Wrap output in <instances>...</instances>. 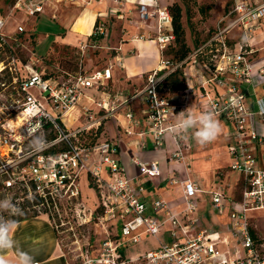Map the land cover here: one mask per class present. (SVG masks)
<instances>
[{"label": "built area", "instance_id": "obj_1", "mask_svg": "<svg viewBox=\"0 0 264 264\" xmlns=\"http://www.w3.org/2000/svg\"><path fill=\"white\" fill-rule=\"evenodd\" d=\"M6 1L10 13L29 18L42 14L47 0ZM2 7L0 4V56H5L7 61L5 64L0 58V73L7 69L14 75L13 89L0 92V184L3 190L13 193L14 203L23 204L27 200L25 209L36 215L45 214L53 226H56L54 212L60 209L70 211L77 205V211L85 215L80 177L87 173L97 193L99 212H90L89 218L83 220H91L96 215L99 223L108 221L114 236L99 242L95 255L86 247L79 254L78 264H264V237L255 235L254 238L249 224L251 212L264 210V151L259 155L255 152L257 147L264 148V98L251 91L255 78L264 74V64L252 59L253 50L246 41L228 44L225 34L230 28H241L248 37L264 17V2L233 0L227 14L231 20L204 44L211 40L219 43L220 52L213 55L214 68L194 61L195 54L204 45L194 50L188 57L191 62L187 70L183 68L186 89L170 100L159 95L157 85L167 73L182 68L187 58L171 65L163 56L174 41L168 6L160 5L158 0H137L138 21H155L153 39L160 51L158 67L147 74L144 88L133 96L143 95L147 105L146 129L137 132L141 139L139 147L147 148L144 136L150 133L153 149H160L168 134L166 129L188 108L198 113L211 111L216 118L231 125V130L224 134L228 142L227 168L241 175V189L236 199L228 198L219 186L207 191L212 212L228 216L223 229L213 231L195 230L202 190L188 174L177 180L180 210L173 211L170 203L158 196L148 206L145 186L137 179L159 176L158 162L132 158L138 169L132 177L120 164L113 140L101 139L99 134L93 143H86L85 137L95 134L102 120L113 116L116 106L113 100L96 102L85 91L105 89L113 65L90 71L57 69L48 73L23 64L14 52L25 28L18 23L8 33ZM95 32L106 35L103 22L97 23ZM115 62L120 63L118 58ZM164 69L166 72L161 74ZM82 98L94 103L97 110L81 105L75 118L72 114ZM81 117L85 123L74 127L67 120L76 122ZM125 117L130 125L138 124L132 110H127ZM130 125L120 127L131 134ZM170 136L174 147L167 159L182 161L190 150L188 139ZM34 140L43 141L39 150L33 149ZM172 168L179 173L176 166ZM148 207L151 213L146 212ZM165 225L171 242L135 258H125L123 245L135 244L143 235L157 237ZM118 229L125 237L124 242L119 239Z\"/></svg>", "mask_w": 264, "mask_h": 264}, {"label": "crops", "instance_id": "obj_2", "mask_svg": "<svg viewBox=\"0 0 264 264\" xmlns=\"http://www.w3.org/2000/svg\"><path fill=\"white\" fill-rule=\"evenodd\" d=\"M254 3H262L264 0H252ZM169 0H158L160 5L168 6ZM137 13V0H47L45 2L44 12L40 15L48 16L55 20L56 28L52 29L48 38L49 43H52L53 47L57 45V49H64L63 56L59 55V59L62 58V67L58 69H64L68 71H75L78 69L96 70L102 69L108 64H112L111 79L108 80L106 89H87L85 94L96 102L106 100L107 87L126 88V91L133 89L135 92L141 91L145 84L144 79L148 73L156 69L160 62V51L156 41L153 37L156 35L155 21L149 20L146 23L132 24L134 20V13ZM112 16L115 22L119 23V29L117 31L109 29V36L107 35L108 18ZM110 20V19H109ZM103 22L106 29V35L101 39H97L98 33L95 32L96 22ZM236 33L232 35L229 41L237 42L239 40L246 41L248 47L253 50L252 59L260 61L264 64V17H262L255 25L253 31L248 37H245L241 28H235ZM93 35V36H91ZM230 40V39H229ZM39 36L37 44L39 46ZM98 49V53L94 57L84 58L87 55L88 45ZM53 49V48H52ZM51 49V50H52ZM54 51V49H53ZM55 52V51H54ZM75 53L73 59L70 53ZM42 54V53H41ZM97 57L101 58L100 60ZM84 58V59H83ZM118 58L120 63L116 64L115 59ZM74 60V61H73ZM74 62L72 65L66 62ZM57 62V64H59ZM77 65V67H76ZM58 66V65H57ZM100 66V68H97ZM254 86L251 91L257 96L264 98V74L257 76ZM131 100V99H130ZM81 105H86L94 110H97L96 105L91 103L86 98H82L73 116L77 118L78 108ZM131 110L134 118L138 120L137 125H130L125 117V113L128 109L127 105L119 104L116 106L113 116L105 120H102L100 138H108L113 140L117 145V156L120 164L124 167L125 172L134 177L138 173L136 164L132 161V158H138L141 161H157L160 169V175L148 179L144 176L138 177V182L145 186V199L148 202L158 197H161L168 201L172 206L173 211L181 209L182 205L179 199V184L178 179L188 174L190 178L197 182L198 186L202 190L199 194L198 201V229H206L208 231L222 230L224 224L228 220L227 213L218 216L215 215L210 207V196L207 193L213 186L208 189L201 186L198 179L193 176L197 165L192 168V158L194 151L201 144L197 143L194 139L188 138L190 149L185 157L180 160L168 161V152L173 149L174 145L170 135H165L164 145L160 149H153V140L150 133H145L144 141L147 144L146 149L139 147L140 137L137 135L138 131L146 129V108L147 105L143 99V95L133 98L130 102ZM127 108V109H126ZM197 114L198 111L191 110ZM218 121L221 124L222 132L217 137L214 143L217 142V146L213 149H223L228 159L227 153L228 142L225 141L224 134L226 131L231 130V125L221 120ZM69 123H73V127L80 124H84L83 117L79 118L76 122L71 118L67 119ZM132 130L131 134H126L120 126L129 127ZM209 144V143H207ZM193 147L194 149H192ZM202 150V149H199ZM206 150V149H204ZM264 148L257 147L256 154L259 155ZM228 163L225 165L227 174L224 178H221L218 173L213 172L214 179L222 181L228 176L227 168ZM223 165V166H224ZM171 166V168H170ZM177 167L179 173H176L172 167ZM222 167V166H220ZM217 167V168H220ZM236 172V171H233ZM237 173V177L232 184L225 185L228 198L236 199L239 196L240 190L235 191V186H239L241 189V175ZM233 188V189H232ZM147 213H151L149 207L146 210ZM158 216L162 217V213H158ZM209 224H207V221ZM161 231L157 237L143 235L141 240L135 244H132L127 249L122 250L125 258H135L138 255L143 254L146 251L157 248L162 243H169L170 237L168 227ZM13 238L17 241L18 245L24 250L34 256L37 264H67L66 257L63 255L61 246L58 242L57 232L50 222V219L45 214L28 216L20 221H17L13 228ZM134 248L137 252L133 255L130 251ZM135 254V253H134ZM7 259L15 261V254L13 251L5 253Z\"/></svg>", "mask_w": 264, "mask_h": 264}, {"label": "rangeland", "instance_id": "obj_3", "mask_svg": "<svg viewBox=\"0 0 264 264\" xmlns=\"http://www.w3.org/2000/svg\"><path fill=\"white\" fill-rule=\"evenodd\" d=\"M168 3V6L177 3L181 7V24L184 31L183 39L190 49L195 47V43L206 41L209 35H212L215 31L224 28L232 18L227 14L232 7L233 0H169ZM0 4L3 6L2 14L6 17L5 30L8 33L12 32L18 23L23 25L25 28V30L19 35L20 45L15 48L14 56L23 64L30 65L38 71L44 70L45 72L49 73L62 67L61 65L64 61L63 59L65 58H62L61 60L59 58L63 56L64 49H60L59 51L57 49V45L53 47L52 43H49L50 38H48L49 34H47L48 32H51L52 29L56 28L55 20L51 19L49 16L45 18V16L42 15L27 18L26 16H23L17 12L10 13V9L7 6L8 4L6 0H0ZM132 20H134L132 24H136L138 21V14L136 12L134 13V18H132ZM107 21L109 28H107L106 37L109 36L108 32L110 28L115 31L119 29V23L115 22V19H112V16L109 17ZM234 33H236L235 28H230L229 31L225 33L228 41L232 40L230 37L234 35ZM38 36L40 40L39 46L37 44ZM88 47L89 48L86 51L87 55H85L84 58L94 57L98 53V49L94 48L92 44H89ZM175 48H178L177 44H175ZM164 52V58H169L170 55L165 56ZM57 53L61 54V56L59 57ZM70 55L72 59L73 55L76 56V54L73 52L70 53ZM0 58L4 59L5 56H0ZM97 59L100 60L101 58L97 57ZM4 61L6 64L7 60L4 59ZM57 62H59V64H57ZM66 63H70L72 65L74 62L71 61ZM189 64L190 63L183 67L185 68L184 70H187ZM97 68H100V66H97ZM165 72L166 70L164 69L160 73L162 74ZM13 75L14 73L9 72L7 69L0 73V92L5 91L6 89H13ZM146 78L147 77L144 79V84H146ZM125 89L115 86L112 87L110 86L109 82V89L107 87V91H109V97H107L105 102L108 103L109 101L113 100V104L115 106H119L121 103L127 105V108H130L128 110H131L129 105L133 98H136L133 97L135 91H133V89L126 91ZM130 97H132L131 100L124 101ZM214 146H217V142H210L209 144L201 145L199 149L202 150L197 148L196 152L194 151L192 156L194 161L192 162L191 166L192 168H194L195 165L199 167L194 170L195 173H193V176L199 180L201 186L205 189H208V187L212 185L219 186L224 191L230 192L231 190H227L225 185L227 186L228 184H233L237 177V173L228 171V176L225 177V179H222V181H216L214 179L213 172L218 173L221 178H224V176L227 174L225 165L228 163L224 148L213 149ZM191 148L194 149L193 147ZM239 190L240 187L238 185L235 186L234 192L236 193ZM80 194L81 199L84 202V204L81 202L83 206L81 204L80 205L86 209L85 215H82V212L80 214L76 209L77 205H75L70 211L64 209L55 211L53 216L56 225L54 228L57 232L58 242L68 264H78L81 261L79 254L86 247L92 251V255H95L97 253L99 242H101L106 237L114 236L113 227L111 228L108 221L101 224L98 222L97 218H95L96 215L94 214H92L94 215L93 219L91 218V220H83L85 218H89L90 212H99V210H97V193L94 187L90 186L87 173L81 174ZM12 196L13 193H8L7 191L3 190L0 184V199L5 197L12 198ZM16 205L19 207L22 204L20 203ZM24 212L25 214H31L25 208ZM5 214L7 215V213ZM196 216L198 218V211ZM206 221L207 224H209L208 220ZM198 222L199 221L197 220L195 226L196 229H198ZM249 224L255 235L264 237V210L251 212ZM117 233L119 239L124 242L125 237L120 234V229L117 230ZM169 241L171 242L172 239ZM131 245L132 243L123 245L122 250L127 249ZM130 251L133 252L134 256L137 253L134 248H131ZM129 264H135V262H130Z\"/></svg>", "mask_w": 264, "mask_h": 264}, {"label": "clouds", "instance_id": "obj_4", "mask_svg": "<svg viewBox=\"0 0 264 264\" xmlns=\"http://www.w3.org/2000/svg\"><path fill=\"white\" fill-rule=\"evenodd\" d=\"M166 131L169 135L182 139L192 138L197 143L204 145L215 141L221 134L222 127L211 111L197 114L188 108L178 114L175 122ZM42 143L43 141L34 140L33 149L39 150ZM4 213L13 217L22 215V210L10 197L0 199V264H37L34 256L24 251L13 238L12 233L16 221L5 218ZM9 251H13L15 254L14 262L5 256V253Z\"/></svg>", "mask_w": 264, "mask_h": 264}, {"label": "trees", "instance_id": "obj_5", "mask_svg": "<svg viewBox=\"0 0 264 264\" xmlns=\"http://www.w3.org/2000/svg\"><path fill=\"white\" fill-rule=\"evenodd\" d=\"M168 9L171 14V26H172V32L174 34V41L173 43L167 46L164 52L165 56L170 55L169 58H167V60L171 65H174L175 63H178L187 58L186 61L182 64V68H176L173 71L167 73L165 77L157 85V91L159 95L162 97L169 98L171 100L172 97H174L175 95H177L178 93L186 89V83L183 77V67H185L186 64L191 62V59L188 58L189 55L192 54L194 50L204 45L211 38L212 35H209L206 41L203 40L204 42L201 41V42L195 43V47L193 49H190V47L186 45L183 39L184 31H183V27L181 24V7L177 3H174L171 6H168ZM96 25H97V22L95 24V28H96ZM102 37L103 35L99 34L97 36V39H101ZM175 44L178 45V48H175ZM228 44H231V43L228 42ZM219 52H220L219 43L217 41L211 40L208 44L204 45L202 49H200L195 54L194 61H196L197 64H199L200 66L206 65L210 68H214L215 58L213 57V55H216V54L218 55ZM100 126L95 132V134L92 133L85 137L86 143L91 144L96 140L97 136L99 135L101 131ZM90 186L93 187L91 182H90ZM27 202L28 201L26 200L21 206H19V208L22 210V215L9 217L8 214L6 215L4 213L5 218L14 219L17 222L28 216H36L35 213L25 214L24 208ZM250 232L254 236V238H256L255 233L253 232V229L251 227H250Z\"/></svg>", "mask_w": 264, "mask_h": 264}]
</instances>
